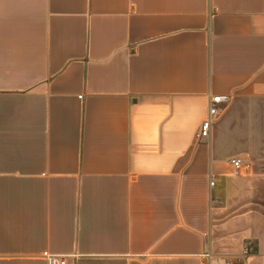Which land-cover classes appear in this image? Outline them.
Wrapping results in <instances>:
<instances>
[{
  "label": "crops",
  "instance_id": "0c3cea01",
  "mask_svg": "<svg viewBox=\"0 0 264 264\" xmlns=\"http://www.w3.org/2000/svg\"><path fill=\"white\" fill-rule=\"evenodd\" d=\"M42 250L264 263V0H0V264Z\"/></svg>",
  "mask_w": 264,
  "mask_h": 264
},
{
  "label": "built area",
  "instance_id": "2783aa9c",
  "mask_svg": "<svg viewBox=\"0 0 264 264\" xmlns=\"http://www.w3.org/2000/svg\"><path fill=\"white\" fill-rule=\"evenodd\" d=\"M229 100V95L225 93L211 94L207 97V107L206 114L200 121L196 132L195 137L206 136L208 134V128L211 122L212 117L218 111L219 103H224ZM229 162L235 167H239L241 164V159L239 157H231ZM212 180L208 181L209 184H212ZM40 255L45 259L47 264H64L65 257L56 253L49 252L47 250H42ZM204 256L206 257L205 264H234L233 260L228 257H223L219 255H213L209 251H204ZM264 264V263H263Z\"/></svg>",
  "mask_w": 264,
  "mask_h": 264
}]
</instances>
